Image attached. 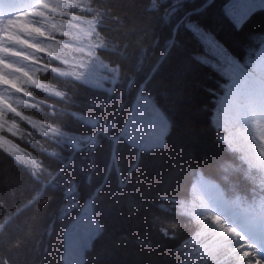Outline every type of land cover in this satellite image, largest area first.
<instances>
[{
    "label": "clouds",
    "instance_id": "1",
    "mask_svg": "<svg viewBox=\"0 0 264 264\" xmlns=\"http://www.w3.org/2000/svg\"><path fill=\"white\" fill-rule=\"evenodd\" d=\"M16 8L0 16V189L20 192L17 210L43 232L66 231V197L79 194L92 223L86 250L104 264H118L123 238L114 245L105 221L119 213L174 242L168 264H264V69L211 30L194 34L187 18L149 14L132 40L101 0ZM205 68L224 78L218 89L197 82ZM198 89L213 95L195 114L214 152L176 143L181 105Z\"/></svg>",
    "mask_w": 264,
    "mask_h": 264
},
{
    "label": "trees",
    "instance_id": "2",
    "mask_svg": "<svg viewBox=\"0 0 264 264\" xmlns=\"http://www.w3.org/2000/svg\"><path fill=\"white\" fill-rule=\"evenodd\" d=\"M101 2L111 10V16L116 18L110 21L112 27L121 35H123L121 29L127 31L132 40L137 38L138 33L142 34L141 26L147 21L149 14L154 20L158 19L161 22L176 20L178 24L187 18L199 27L216 33L233 52L240 54L242 63L243 56L247 55L252 68L258 65L260 48L264 47L261 43L264 41V9L253 12L243 30L237 33L233 30L226 14V9L231 6L232 0H101ZM154 31H160L155 23ZM250 37L252 46L245 53L244 46L249 43ZM161 55L163 56V53ZM212 61L211 55L209 62ZM252 68L249 70L251 71ZM196 80L200 85L216 90L219 87L218 81L223 82L224 78L218 72L205 68L198 73ZM212 99L211 92L198 89L190 100L186 99L181 105L177 117L180 125L176 133L177 144L191 143L198 151L216 150L211 133L207 129L206 119L195 114V109L202 105L208 104L211 107ZM0 180H3L2 176ZM129 190L135 195L139 189ZM19 200V191L10 193L8 187L0 189V223L8 218V224L0 230V264H4L5 260L8 264H57L61 255L64 264H67L66 259L71 257L69 249L74 244L72 236L83 229L77 225L87 223L89 218L84 211L82 196L73 192L68 193L65 220L71 223L72 227L65 231L60 224H57L54 234L51 230L49 232L39 230L37 222L31 220L29 213L17 210L15 205ZM12 212L16 213L14 217L10 215ZM105 222L109 231L114 233V245L117 238H123L118 244V264H168L163 257L174 242H163L157 234L150 231L141 216H130L126 213L111 214ZM90 225L92 223L88 225L87 231L92 228ZM30 226L31 234H29ZM17 240L21 241L20 246L10 247ZM148 241H152V247L147 246ZM100 244L99 240L94 241L93 248L99 251ZM85 257L87 264H104L102 259H98L94 253H88L86 248L83 259Z\"/></svg>",
    "mask_w": 264,
    "mask_h": 264
},
{
    "label": "snow or ice",
    "instance_id": "3",
    "mask_svg": "<svg viewBox=\"0 0 264 264\" xmlns=\"http://www.w3.org/2000/svg\"><path fill=\"white\" fill-rule=\"evenodd\" d=\"M18 3L19 0H0V16L14 10ZM257 9H264V0H232L231 6L226 9V14L234 25L239 26L244 25L250 15ZM189 27L194 34L202 35L196 23H190ZM261 43L264 44V41ZM211 55L212 53L209 52L202 59L209 62ZM260 56L264 57V47L260 48Z\"/></svg>",
    "mask_w": 264,
    "mask_h": 264
},
{
    "label": "rangeland",
    "instance_id": "4",
    "mask_svg": "<svg viewBox=\"0 0 264 264\" xmlns=\"http://www.w3.org/2000/svg\"><path fill=\"white\" fill-rule=\"evenodd\" d=\"M255 68L264 69V57L260 56V54H259L258 65L255 66ZM84 211L87 213L89 217V213L87 212V210L84 209ZM79 223H82V221H79ZM87 223L89 224L91 223L90 217L88 218ZM87 223L84 222V224L82 225L80 224L77 225V227H80L83 229L79 230L76 234H74V236H72V240L74 241V244L69 249V253H71V257L69 259H66L67 264H82L86 244L88 242L87 241L88 233H89V230L91 229L90 228L87 231V227L89 225Z\"/></svg>",
    "mask_w": 264,
    "mask_h": 264
},
{
    "label": "bare ground",
    "instance_id": "5",
    "mask_svg": "<svg viewBox=\"0 0 264 264\" xmlns=\"http://www.w3.org/2000/svg\"><path fill=\"white\" fill-rule=\"evenodd\" d=\"M17 11V8H15L14 10H12V11H10L9 13H8V15L9 16H11L13 13H15Z\"/></svg>",
    "mask_w": 264,
    "mask_h": 264
}]
</instances>
